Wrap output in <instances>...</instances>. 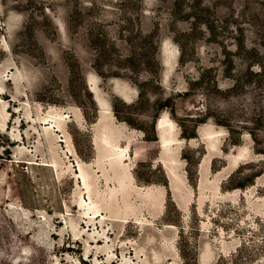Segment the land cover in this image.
Returning <instances> with one entry per match:
<instances>
[{
  "label": "rangeland",
  "instance_id": "1",
  "mask_svg": "<svg viewBox=\"0 0 264 264\" xmlns=\"http://www.w3.org/2000/svg\"><path fill=\"white\" fill-rule=\"evenodd\" d=\"M0 264H264V0H0Z\"/></svg>",
  "mask_w": 264,
  "mask_h": 264
},
{
  "label": "bare ground",
  "instance_id": "2",
  "mask_svg": "<svg viewBox=\"0 0 264 264\" xmlns=\"http://www.w3.org/2000/svg\"><path fill=\"white\" fill-rule=\"evenodd\" d=\"M6 190H7V189H6ZM1 193H2V192H1ZM1 196H2V195H1ZM10 201H11V203H13V204L15 203V202H14V201H15L14 199H11ZM96 213H98V210L94 212V214H96Z\"/></svg>",
  "mask_w": 264,
  "mask_h": 264
}]
</instances>
